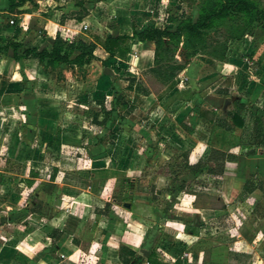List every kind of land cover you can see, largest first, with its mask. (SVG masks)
<instances>
[{
	"label": "rangeland",
	"instance_id": "374dc122",
	"mask_svg": "<svg viewBox=\"0 0 264 264\" xmlns=\"http://www.w3.org/2000/svg\"><path fill=\"white\" fill-rule=\"evenodd\" d=\"M32 1L25 0L22 4L28 2V10L20 5V11L17 7L11 17L0 14V236L8 226L21 229L33 225L31 218L50 217L75 193L92 189L94 182L101 183L102 172L112 169L114 180L106 183L105 189L114 206L107 208L99 199L95 206L107 217L112 211L114 216L123 215L122 205L134 200L152 205L153 226L156 230L159 227L161 237L153 243L162 240L165 246L176 248V253L183 251L184 239L173 232L184 225V219L176 214L183 215L187 208L184 200L189 197L185 194L194 195L195 205H216L215 181L203 173L190 174L185 168L187 155L201 141L205 154L209 149L226 152L231 146L238 147L235 155H246L249 148L264 151V146H250L254 119L264 138V15L257 17L241 39L226 43L224 60L230 61L228 67L221 68V62L212 60L207 48L191 59L193 82L184 81L180 74L177 84L168 89L165 82L145 73L146 69H134L138 55L145 58L148 54H140L136 41L129 43L125 61L107 59L96 47L93 58L85 63L53 65L30 54L10 67L12 50L4 46L7 42L18 45L15 55L20 56L25 50H48L56 33L75 48L79 41L89 43L92 35L103 39L107 35H130L133 29L172 31L181 17L195 20L200 0H82L84 10L75 6L78 0ZM12 2L19 4L21 0ZM259 4L264 10V0ZM54 10L59 15L51 19L56 29L49 44L44 21L50 16L45 11ZM82 13L85 16L77 20ZM9 19L18 24L11 33L6 31ZM84 25L87 28L83 30ZM212 32L208 34L215 40L224 42L227 38L225 31ZM76 54L73 50L69 59ZM173 60L179 61L177 54ZM143 66L137 63L138 68ZM132 77L155 96L149 109H138L142 96L126 90V78ZM215 83L224 86L216 104L229 110L234 108L233 101L244 105L241 116L245 125L233 129V135L223 128L230 124L224 108L213 112L214 127L199 129L198 117L203 110H210V100L198 97V92L211 89ZM114 94L128 99L132 110L107 116ZM194 94L197 97L192 99ZM256 198L264 212V198ZM166 221L171 222L169 227ZM198 232L203 240L188 241L187 245L205 244L206 238L216 233L209 225L198 228ZM227 261L244 264L247 260L236 256Z\"/></svg>",
	"mask_w": 264,
	"mask_h": 264
},
{
	"label": "crops",
	"instance_id": "0c3cea01",
	"mask_svg": "<svg viewBox=\"0 0 264 264\" xmlns=\"http://www.w3.org/2000/svg\"><path fill=\"white\" fill-rule=\"evenodd\" d=\"M8 2L9 0H0V14L9 13L11 17L13 12H17V8L8 10ZM32 3H37V0ZM104 3L107 6V1ZM96 5L99 7V3ZM29 7L30 4L26 2L21 9L25 11ZM45 14L50 16V19L45 17L44 24L48 37L46 41L51 44L56 29L55 22L51 19L59 14L56 10L45 11ZM13 28L9 27L6 31L11 33ZM137 44L140 46V54H148L145 58L138 55L134 69H148L152 62V43ZM8 61L7 67L16 62L11 59ZM138 62L144 66L138 68ZM229 63L230 61L221 63V68L228 67ZM128 65L131 66L129 63ZM191 71L189 63L179 75L185 77L184 81L192 83ZM179 78L180 76L178 81ZM219 80L222 82V79ZM223 87L215 83L211 89L198 92V97L210 100L207 101V108L210 109L207 111L217 113L221 111L220 108H224L216 104L219 96L224 94ZM192 96V99L197 97L196 94ZM155 101L152 94L142 96L137 108L149 109ZM224 110L229 111V108ZM197 121L199 129L205 125L212 127L211 123L202 118L198 117ZM235 133L233 131L232 135ZM237 149L238 147H232L226 151L232 158L224 162L221 175L209 176L215 181V194H204L214 197L215 206L195 205L194 195L185 194L189 197L184 200L187 208L183 215L176 214V217L184 219V225L179 226L182 230L173 232L175 237H182L185 241L184 250L179 253H176V248L172 245L165 246V241L153 243V240L161 237L159 227L156 230L153 226L155 213L152 205L134 200L127 204L128 208L122 205L123 215L114 216L112 211L107 217L95 206L97 199L102 201L103 206L107 205V208L114 206L105 189L106 183L114 180L112 169H107L102 172L104 177L101 183L95 178L98 185L94 182L92 189L78 191L66 206L50 217L31 218L29 220L34 226L30 223L21 229L8 226L5 230L7 232L3 231V237L0 236V264H122L121 259L128 258L126 251L133 253L138 264H229L227 258L233 259L236 256L245 257L247 261L244 264H264V212L261 209L263 204L256 200V197L264 198V151H251L249 148L245 151L246 155H235L234 151ZM205 151L206 146L201 141L187 155V165H193L202 159L206 155ZM245 182L253 188L251 193L246 194L247 197L240 196ZM169 225L171 222H167L166 227ZM206 225L214 227L216 233L206 238L205 244L193 246L191 242L187 245L188 241L203 240L198 228ZM121 248L123 251L119 254Z\"/></svg>",
	"mask_w": 264,
	"mask_h": 264
},
{
	"label": "trees",
	"instance_id": "16d2710c",
	"mask_svg": "<svg viewBox=\"0 0 264 264\" xmlns=\"http://www.w3.org/2000/svg\"><path fill=\"white\" fill-rule=\"evenodd\" d=\"M24 1L21 0L19 4H14L10 0L7 9H16ZM193 1L195 0H182L181 2ZM75 6L84 10L82 0L75 1ZM263 15L264 10L260 8L259 0H200L195 20L192 22L189 18L181 17L172 31L164 28H144L139 31L133 29L130 35H107L103 39L92 35L89 43L85 44V42L79 41L75 48L72 42L66 43L56 33L48 50H25L23 55L17 56L15 51L19 48L18 45L7 42L4 48H11L13 61L34 54L39 61L46 60L50 64L59 65L85 63L93 58L92 53L96 47H99L107 55V59L125 61L130 42L136 41L140 44L150 42L153 44L151 67L144 72L156 77L161 82H165L166 87L171 89L177 84L179 73L189 65L193 57L204 54L205 49H210L207 55L212 60L225 62L226 43L241 39L257 17ZM84 16L85 13H82L77 20ZM211 30H213V35L225 31L227 34L226 40L224 42L215 40L214 36L208 34ZM208 41L209 44H206ZM73 50H76L77 54L69 59ZM175 54L178 55L179 61L173 60ZM126 81L129 84L127 91L141 96L150 94L140 86L135 78H126ZM232 106L234 107L233 110L224 111V115L229 119L230 124H224L223 128L230 133L233 132V129H241L245 125V121L241 116L244 105L238 101H233ZM132 108L133 106L128 99L122 95L114 94L113 106L105 113L108 116L111 112L130 111ZM209 115L214 118H208ZM215 117V114L211 111L203 110L200 113V118L211 123L213 127ZM250 142L252 147L264 146V138L261 137L256 119L252 123ZM232 147L234 146L230 148ZM231 158L227 152L209 149L202 159L197 160L193 165L186 164L185 168L193 175L204 173L211 177L219 176L222 173L224 162L231 160ZM252 189L248 182H245L240 194L251 193ZM120 251H123V249H119V254ZM126 255L128 258L121 259L122 264H136L138 262L132 252L126 251Z\"/></svg>",
	"mask_w": 264,
	"mask_h": 264
},
{
	"label": "built area",
	"instance_id": "2783aa9c",
	"mask_svg": "<svg viewBox=\"0 0 264 264\" xmlns=\"http://www.w3.org/2000/svg\"><path fill=\"white\" fill-rule=\"evenodd\" d=\"M7 23H8V25H9V27H15V26L18 25L17 23L14 22L13 19H9V20L7 21ZM82 28H83V30H84V29L87 28V26L84 25V26H82ZM200 232H201V233H204L205 230H204V229H201Z\"/></svg>",
	"mask_w": 264,
	"mask_h": 264
},
{
	"label": "water",
	"instance_id": "95a60500",
	"mask_svg": "<svg viewBox=\"0 0 264 264\" xmlns=\"http://www.w3.org/2000/svg\"><path fill=\"white\" fill-rule=\"evenodd\" d=\"M125 208H128V206H124Z\"/></svg>",
	"mask_w": 264,
	"mask_h": 264
}]
</instances>
